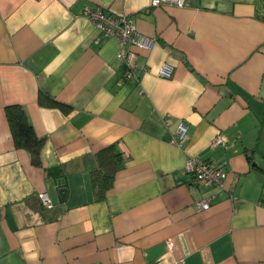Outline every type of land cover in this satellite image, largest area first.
I'll use <instances>...</instances> for the list:
<instances>
[{"label":"crops","instance_id":"obj_1","mask_svg":"<svg viewBox=\"0 0 264 264\" xmlns=\"http://www.w3.org/2000/svg\"><path fill=\"white\" fill-rule=\"evenodd\" d=\"M85 5L155 44L122 48ZM39 91L71 110L39 105ZM14 103L44 138L40 166L13 144ZM110 144L124 159L97 200L95 153ZM189 156L221 164L225 187L197 186ZM0 264H264V0H0Z\"/></svg>","mask_w":264,"mask_h":264},{"label":"built area","instance_id":"obj_2","mask_svg":"<svg viewBox=\"0 0 264 264\" xmlns=\"http://www.w3.org/2000/svg\"><path fill=\"white\" fill-rule=\"evenodd\" d=\"M150 5L159 7L162 5H173L183 7L185 0H150ZM82 14L89 18L103 34L104 37L114 36L119 40L122 48L126 45L134 46L149 50L155 44V39L141 34L133 22L131 17L124 14H112L100 7H90L85 5ZM128 66L126 77L131 78L136 75L135 56L132 52H126L123 49L117 54ZM145 69V68H143ZM173 73V66L164 62L158 71V75L162 78H170ZM187 139V125L185 122H180L178 129L171 142L178 146L182 145ZM225 138L218 132L212 139L210 145H224ZM186 169L193 176L194 183L197 186L224 188L226 181V170L223 166L212 160H202L195 156H189L186 161ZM40 199L43 207L49 208L52 202L46 193L40 194ZM212 196L208 195L195 202L196 208L206 210L210 207ZM170 245L172 243H169Z\"/></svg>","mask_w":264,"mask_h":264},{"label":"trees","instance_id":"obj_3","mask_svg":"<svg viewBox=\"0 0 264 264\" xmlns=\"http://www.w3.org/2000/svg\"><path fill=\"white\" fill-rule=\"evenodd\" d=\"M37 102L42 106L59 108L65 113L71 110L70 105L60 102L42 91L38 92ZM4 113L14 146L27 151L31 164L40 166L44 138L35 132L25 108L18 103L8 104L4 106ZM123 159V153L114 144L96 151V167L91 172L95 199L105 198L113 185L116 172L121 167Z\"/></svg>","mask_w":264,"mask_h":264},{"label":"water","instance_id":"obj_4","mask_svg":"<svg viewBox=\"0 0 264 264\" xmlns=\"http://www.w3.org/2000/svg\"><path fill=\"white\" fill-rule=\"evenodd\" d=\"M65 191H66L65 188H60V189L58 190V193H59V195H60V197H61L62 199H64V197H65Z\"/></svg>","mask_w":264,"mask_h":264}]
</instances>
